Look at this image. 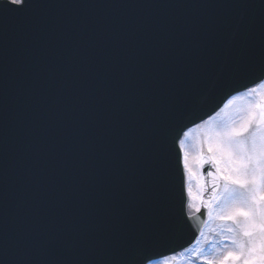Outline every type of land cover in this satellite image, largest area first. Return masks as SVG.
<instances>
[{
	"label": "water",
	"instance_id": "water-1",
	"mask_svg": "<svg viewBox=\"0 0 264 264\" xmlns=\"http://www.w3.org/2000/svg\"><path fill=\"white\" fill-rule=\"evenodd\" d=\"M87 1L90 3L89 0ZM87 1L36 0L38 5H66V8L72 11V15L75 14L77 27L70 25L64 16H56L57 7H38L36 13L30 17L25 13L6 22H0V29L6 33V37L0 41V74H2L0 75V152L6 151L5 155L0 156V175L6 176L8 184L6 200L9 229H14L16 232L17 226L25 220V216L17 215L22 210L21 204L15 205L14 210H11L10 185L17 186L18 177L26 184L39 182L38 169L36 172L19 169L37 161L32 98L39 91L40 85H50L55 81L56 84L62 83L66 87L75 89L72 82L85 81L90 87L93 85L107 87L92 100L86 99L82 103V105L86 104L91 113H98L99 109L96 108L98 98L102 99L105 94L111 95L114 90L111 97L124 98L121 97L123 92L112 84L114 78L126 77L122 82L129 81L130 92L134 88L143 97L154 95L160 97L154 112L156 120L146 119L143 133L125 137L120 145L106 135L102 138L104 148L97 152H118L120 156L126 157L128 162L115 166L109 161L100 162L94 159L89 163L91 168L104 175L107 186L106 189H94L96 212L111 220L121 218V225L114 230L136 228L146 235L158 229L171 230L173 233L171 243L158 249L162 254H169L193 242L198 230L196 224L188 221L182 211L180 200L182 167L178 166L176 148L170 138L166 143V175L171 182L172 191L168 195L160 191L156 137L160 125L167 116L162 123L158 124V121L165 108L174 106L173 103L179 99L174 84L177 74L194 71L199 63H203V41L208 39L212 18L221 10L199 7L197 5L200 4V0H92V4L86 6ZM202 3L204 0H201ZM43 10L46 11V17L55 20L58 24L56 28L58 27L59 32L64 30L72 32L78 42L83 35H89V29L94 35L100 36L99 40L89 39L84 45L86 50L89 45L101 46V48L96 46L97 62L91 59L90 64L81 66L73 75L76 66L68 65V61L63 60L61 56L66 49L60 44L63 42L62 38L49 47L46 53L47 44L39 48L38 43L33 39L26 43L25 35L29 34L33 37L35 32L31 29L35 24H43L45 19ZM181 12L186 14L180 17ZM161 16L170 19L158 26L150 27L151 23ZM50 24L51 22L48 21L47 26ZM51 55L53 59H50ZM80 61H83L82 57ZM87 63L85 59L84 64ZM119 66L126 70L125 73L120 77L111 76L107 69ZM55 69H58L60 76L56 80L50 79ZM42 70L46 73L42 74ZM145 71L148 77L143 80ZM65 72L69 77L72 76L63 81L61 74ZM72 93L75 97V93ZM78 103L81 104V101ZM42 108L44 104L40 103L38 109ZM80 109L78 115L81 116L84 111L82 106ZM202 112L203 110L197 113V116ZM193 115L187 113L180 117V123L187 124L188 121H192L197 117ZM84 136L83 131L75 134L72 139H64V141H67L73 149H80L86 147L83 145ZM73 159L74 155L71 154L67 162L61 164L63 172H67L64 166L66 169L77 166ZM52 172V169L48 170L51 176ZM62 186L61 183L54 185L48 181L41 186L38 184L37 187L41 190L44 188L55 190L59 194ZM45 194L46 196L41 199L42 210L49 205L46 202L47 197L54 195L51 192ZM118 206H124L127 210H116ZM100 242L105 245L103 241ZM105 246L96 248L95 251L99 253Z\"/></svg>",
	"mask_w": 264,
	"mask_h": 264
},
{
	"label": "snow or ice",
	"instance_id": "snow-or-ice-1",
	"mask_svg": "<svg viewBox=\"0 0 264 264\" xmlns=\"http://www.w3.org/2000/svg\"><path fill=\"white\" fill-rule=\"evenodd\" d=\"M66 5L42 4L36 0H0V22L21 14L35 13L38 7ZM221 10L209 27L208 39L203 41V73L216 75L219 86L233 89L240 81L249 83L233 89L222 105L208 118L192 121L191 126L180 123L181 103L175 105L160 125L156 137V163L160 172V191H172L166 175V143L171 139L176 148L178 166L182 165L180 200L188 221L195 219L199 236L211 220L219 221L214 238L207 247L196 244L165 258L174 259L186 252H195L201 264H264V0H204L197 5ZM230 10V11H228ZM6 37L0 29V41ZM2 75V74H0ZM234 101H243L231 113H225ZM186 114V113H185ZM222 114H224L222 116ZM209 155L201 154V171L189 168L185 151L189 133L205 128ZM0 152V156L5 155ZM203 190H189V176ZM5 175H0V264H156L158 249L169 245L173 233L158 229L145 234L139 229L111 230L81 228L55 232L42 224L26 222L24 235L17 238L9 229ZM207 193V196H204ZM198 199L202 216L193 217L188 211L191 199ZM46 233V234H44ZM43 234V235H42ZM81 241L74 247L73 237ZM33 238L38 240L33 243ZM100 240L105 247L97 253L82 249L88 241ZM34 248L31 252L28 249ZM163 264V260L159 262Z\"/></svg>",
	"mask_w": 264,
	"mask_h": 264
},
{
	"label": "rangeland",
	"instance_id": "rangeland-1",
	"mask_svg": "<svg viewBox=\"0 0 264 264\" xmlns=\"http://www.w3.org/2000/svg\"><path fill=\"white\" fill-rule=\"evenodd\" d=\"M264 91V90H258V93ZM241 103H243V101H234L233 105H230L228 109L225 110L224 114L227 113H231L234 111V109L236 107H238ZM222 114V116L224 115ZM200 135L198 137H193L191 139L188 138V141H186V148L185 151L188 155V163H189V167L191 169V171L196 172V167L193 165L194 161L197 158V154L199 151V148H203V147H208V143H207V136H206V131L204 130H200L196 135ZM189 190L191 193L196 194L200 192V187H198V182L195 178H193L190 174L189 176ZM190 203H192V206L194 209L198 208V199H191ZM220 222L216 221L215 223H213V225L211 224V226L209 227V230L206 231L205 235H204V239H208L209 237L214 239L216 238V234L215 232H212L210 229L213 227H216V225H218ZM195 253H189L187 255L188 258L192 259L194 257ZM178 259V260H170V261H164L163 260V264H174L175 262L177 264H194L193 260L190 259ZM178 261V262H177Z\"/></svg>",
	"mask_w": 264,
	"mask_h": 264
},
{
	"label": "bare ground",
	"instance_id": "bare-ground-1",
	"mask_svg": "<svg viewBox=\"0 0 264 264\" xmlns=\"http://www.w3.org/2000/svg\"><path fill=\"white\" fill-rule=\"evenodd\" d=\"M192 135V134H191Z\"/></svg>",
	"mask_w": 264,
	"mask_h": 264
}]
</instances>
